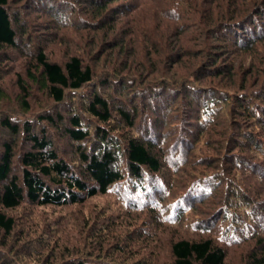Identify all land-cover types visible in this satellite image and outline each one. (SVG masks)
<instances>
[{"label": "trees", "instance_id": "16d2710c", "mask_svg": "<svg viewBox=\"0 0 264 264\" xmlns=\"http://www.w3.org/2000/svg\"><path fill=\"white\" fill-rule=\"evenodd\" d=\"M7 76L0 264H264V0H0Z\"/></svg>", "mask_w": 264, "mask_h": 264}, {"label": "rangeland", "instance_id": "374dc122", "mask_svg": "<svg viewBox=\"0 0 264 264\" xmlns=\"http://www.w3.org/2000/svg\"><path fill=\"white\" fill-rule=\"evenodd\" d=\"M26 18H28L31 21V18H30V16L28 14H26ZM43 21H45V20H43ZM40 24L44 25L45 23H40ZM34 29L35 28L28 29L29 34H31L32 36L35 35ZM42 29H45V28L44 27H37L36 28V30H37L36 32L39 35L42 32L43 35L47 36L46 37L47 38V44H48V47H49V51L51 52L50 56L54 60L55 59L56 60H62L63 59V50H64L63 49L64 44H62L63 42H65V41H75V42H78V44H81V45L84 42L80 36H78V35L76 36L74 34L71 35L70 34L71 32H69V31L60 30L58 33H54L53 37H50L48 34H49L50 31H53V30H48V32H47V30H42ZM112 36L113 35H109L108 39L112 38ZM69 50L72 51V52H74V50L79 51L80 50V46L79 47L78 46H76V47L70 46ZM8 55L11 57V59H15L16 60L14 63L13 62L12 63L14 64L16 70L19 71L20 68H21V63H22V60L19 59V57H18L19 55L15 54L13 52H9ZM12 63H8L7 66L11 65ZM243 63L246 64V61L243 62ZM11 78H12V76L11 77L10 76L3 77V80L0 79L1 80L0 84H2L5 87V89L8 91V94H10L11 96H15L14 88L12 87L13 83L11 81ZM39 98L41 100L43 98V96L39 95ZM4 103L8 104L7 102H4ZM11 105L12 104H10L9 106H11ZM10 115H12V114H10ZM219 128H222V125H219ZM167 130L168 131L166 132V135H167V133L170 132L169 128ZM176 147H178V146H176ZM167 155H169V153H167ZM105 201H106L105 199L97 198V199H94V200L88 202L81 209H83V211H84V213L86 215L90 214L92 212V210H94L95 213H92V214H94V216L97 218L99 213H96V211H97L98 207L103 206L105 204ZM94 204H96V206H94ZM77 211H78V209H77ZM142 217H143V215H142ZM47 220L49 222V219H47ZM79 220H80V218H79ZM42 221H43V226L44 225H48V222L45 223L46 219H42ZM77 223H79V221H77ZM80 225H81V222H80ZM61 230H62V232H61L62 236H61L60 241L69 242L70 244L73 241H75V238H76V236L78 234L71 227V225H70V227H66V229L62 228ZM183 234L186 235V233H183ZM188 236H192L193 237V235H191V234H188ZM224 248L226 250L225 264H241L242 257L245 255L247 250H249L248 244H244V245L241 244L239 246L228 245L227 247H224Z\"/></svg>", "mask_w": 264, "mask_h": 264}]
</instances>
